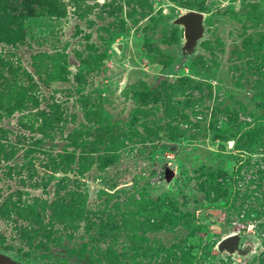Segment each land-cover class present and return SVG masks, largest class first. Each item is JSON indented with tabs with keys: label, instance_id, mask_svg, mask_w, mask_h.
Masks as SVG:
<instances>
[{
	"label": "rangeland",
	"instance_id": "374dc122",
	"mask_svg": "<svg viewBox=\"0 0 264 264\" xmlns=\"http://www.w3.org/2000/svg\"><path fill=\"white\" fill-rule=\"evenodd\" d=\"M0 250L264 264V0H0Z\"/></svg>",
	"mask_w": 264,
	"mask_h": 264
},
{
	"label": "water",
	"instance_id": "95a60500",
	"mask_svg": "<svg viewBox=\"0 0 264 264\" xmlns=\"http://www.w3.org/2000/svg\"><path fill=\"white\" fill-rule=\"evenodd\" d=\"M206 14L197 11H185L172 21V26L179 27L183 30V41L180 49L181 66L189 57L199 53L200 44L206 38L207 27L205 24ZM175 172L173 168L166 167L164 172V180L167 184L173 181ZM241 236L233 234L224 238L218 246L223 254L248 256L253 253L254 246L247 244L244 248H240ZM0 264H26L16 258L14 255L0 250Z\"/></svg>",
	"mask_w": 264,
	"mask_h": 264
},
{
	"label": "flooded vegetation",
	"instance_id": "af4514ba",
	"mask_svg": "<svg viewBox=\"0 0 264 264\" xmlns=\"http://www.w3.org/2000/svg\"><path fill=\"white\" fill-rule=\"evenodd\" d=\"M244 242H245V240L241 237V241H240V245H239L240 248H244L246 246V244Z\"/></svg>",
	"mask_w": 264,
	"mask_h": 264
}]
</instances>
